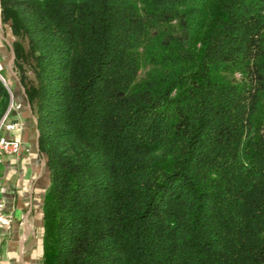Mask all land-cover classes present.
Here are the masks:
<instances>
[{
	"label": "trees",
	"instance_id": "obj_1",
	"mask_svg": "<svg viewBox=\"0 0 264 264\" xmlns=\"http://www.w3.org/2000/svg\"><path fill=\"white\" fill-rule=\"evenodd\" d=\"M0 19L49 177L42 264H264V0H0ZM10 101L0 79V119Z\"/></svg>",
	"mask_w": 264,
	"mask_h": 264
},
{
	"label": "crops",
	"instance_id": "obj_2",
	"mask_svg": "<svg viewBox=\"0 0 264 264\" xmlns=\"http://www.w3.org/2000/svg\"><path fill=\"white\" fill-rule=\"evenodd\" d=\"M9 27L0 19V60L4 84L12 95L8 121H19L15 130L1 134L17 138L19 155H5L0 164V199L10 223L0 229V264H42V204L49 177L38 143L37 119L12 62Z\"/></svg>",
	"mask_w": 264,
	"mask_h": 264
},
{
	"label": "built area",
	"instance_id": "obj_3",
	"mask_svg": "<svg viewBox=\"0 0 264 264\" xmlns=\"http://www.w3.org/2000/svg\"><path fill=\"white\" fill-rule=\"evenodd\" d=\"M4 70L3 62L0 60V79L4 81L2 72ZM11 101L3 116L0 119V164L3 162L5 155H19L21 152V143L17 138H8L1 134V130H15L21 127L22 123L19 121H8V113L13 107L12 95L10 93ZM10 217L4 212V203L0 199V229L10 223ZM1 262V261H0Z\"/></svg>",
	"mask_w": 264,
	"mask_h": 264
},
{
	"label": "water",
	"instance_id": "obj_4",
	"mask_svg": "<svg viewBox=\"0 0 264 264\" xmlns=\"http://www.w3.org/2000/svg\"><path fill=\"white\" fill-rule=\"evenodd\" d=\"M14 59H15V54H14V51H13V49H12V62H14ZM3 81V80H2ZM4 82V81H3ZM37 121V120H36Z\"/></svg>",
	"mask_w": 264,
	"mask_h": 264
},
{
	"label": "rangeland",
	"instance_id": "obj_5",
	"mask_svg": "<svg viewBox=\"0 0 264 264\" xmlns=\"http://www.w3.org/2000/svg\"><path fill=\"white\" fill-rule=\"evenodd\" d=\"M3 73H4V71H3Z\"/></svg>",
	"mask_w": 264,
	"mask_h": 264
}]
</instances>
